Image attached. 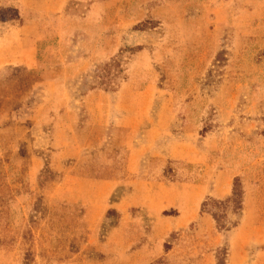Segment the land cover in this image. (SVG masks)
Listing matches in <instances>:
<instances>
[{"label":"rangeland","instance_id":"374dc122","mask_svg":"<svg viewBox=\"0 0 264 264\" xmlns=\"http://www.w3.org/2000/svg\"><path fill=\"white\" fill-rule=\"evenodd\" d=\"M0 264H264V0H0Z\"/></svg>","mask_w":264,"mask_h":264}]
</instances>
